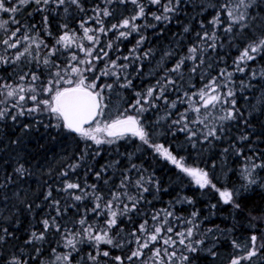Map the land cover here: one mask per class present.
Masks as SVG:
<instances>
[{"label":"trees","instance_id":"trees-1","mask_svg":"<svg viewBox=\"0 0 264 264\" xmlns=\"http://www.w3.org/2000/svg\"><path fill=\"white\" fill-rule=\"evenodd\" d=\"M228 2L180 0L176 11L168 13L167 20L160 21L152 14L163 15V6L168 0H160L159 4H151L149 0H137V4L131 0H80L83 11L71 4L56 7L29 3L15 14L0 13V20L14 17L20 22L19 25L10 22L7 31L0 30V41L8 39L17 27L21 29L18 37L27 34L35 39V43L21 39L16 48H7L0 43V57L8 61L0 63V84L12 87L22 84L25 89L32 83L37 89L41 83L46 86L52 79L51 74L57 71V68L43 63L48 58L50 65H58L65 80H72L71 86H74L81 77L72 73L71 68L80 67L85 83H95L97 91L104 89V110L98 119L112 121L124 115H137L152 134L150 143L163 145L178 160L183 157L186 167L208 172L221 191H238L235 202L241 205L236 209L233 204H225L215 189L200 188L191 176L144 145L138 137L128 134L114 139L100 134L101 139H114V142L96 145L63 127H56V119L47 112H25L16 121L10 117L0 121V185H3L0 187V215L3 217L0 228H7L12 233L6 242L0 244V255L22 254L28 264H62L56 260V255L71 249L64 247L61 233L53 230L46 233L43 241L31 245L24 243L32 231L42 230L40 221L57 216L56 210L50 207L53 200L59 201L61 215L57 223L62 228L75 233L82 227L92 226L93 234H96L106 230L109 215L103 204L110 198V193L126 191L129 196L142 195V198L134 211L123 216L119 215L123 204L131 206V201L122 197L119 207L113 206L118 213L117 226L108 231V235L123 246L100 244V251H108L110 255L99 257V264H119L116 256L122 257L123 264H230L232 258L243 257L251 250L252 235L258 237L256 244L260 251L251 260H241V264H264V247H260L264 245V168H252L253 164H264V52L253 54V60L237 63L244 48L264 33V0H255L248 9L252 18L248 20V28L233 26L231 32L225 31L230 21L221 7ZM13 4L16 0L8 6ZM138 5L145 9V15L133 22L139 30L121 37V31L128 33L130 29H111V26L131 19L138 13ZM97 8L101 10L99 20L106 32L99 31L101 24L96 22ZM104 9L110 12L109 16L102 15ZM216 17L220 23L213 25L210 21ZM82 23L90 29L93 41L84 36ZM65 32L73 41L69 47L56 43ZM205 33L208 37L214 34V41L205 38ZM142 37L143 42L138 45ZM15 39L12 38L11 42ZM213 43L215 47H210ZM81 45L84 49L91 48V55L81 51ZM25 47L30 49V54L25 53L16 59ZM54 47L57 51L50 56L49 50ZM192 47L197 48L195 53L189 52ZM103 52H107V56H103ZM73 54L80 60H90L91 65H78L71 60ZM181 60L184 63L179 72L169 71ZM88 68L92 70L85 71ZM193 68L196 71H192ZM238 68L244 71H238ZM105 71L108 75L103 74ZM25 73H35L40 79L32 82L26 77L20 81L19 77ZM214 79L218 87L212 85ZM157 81L161 86L166 85L164 98L156 99L154 107L145 104L147 110L138 114L130 107L138 99L137 93H146ZM168 81L174 83L168 84ZM61 85L70 86L63 81ZM105 85L112 87L107 89ZM205 85L216 87L215 93L208 90L209 95L218 94L229 101L235 100L239 115L234 120L219 119L225 114L224 110L232 107L230 103L203 106L199 92ZM229 91L233 92L232 97L225 95ZM25 95L27 97V92ZM48 98L47 94L38 96L40 100ZM16 99L10 98L8 106ZM172 102L175 107L171 106ZM33 105L34 102L26 98L25 108ZM195 108L200 111H193ZM182 116L187 119L182 120ZM177 120L181 123L175 124ZM185 123L189 129L187 132L180 130ZM211 128L216 129V137L205 140L204 134ZM21 166L25 170L23 176L15 172ZM246 168L251 171V176L245 173ZM65 172L67 176H62L61 173ZM96 173H100L99 179ZM125 177L131 182L121 190L117 186ZM141 177L147 192L136 187L135 182ZM253 177L257 183L249 184ZM70 182L79 183L83 192L70 191L76 195L87 192L88 196L75 201L63 191ZM91 185H96L95 190ZM49 190L51 197L46 200ZM96 195L103 196V200L99 201L101 208L94 213L91 210L97 203ZM168 212L172 215H166ZM157 213L159 216L154 221L152 216ZM81 219L86 220L83 226L78 223ZM145 221L149 231L154 226L171 227L173 231L162 232L161 240L150 243L142 250L141 257L129 261L127 257L138 247L135 237L130 234ZM188 228L193 229V236L188 241L194 245L196 241H203L195 245L197 251L194 253L186 251L176 235L186 233ZM136 235L145 238V234L139 231ZM168 237L176 243L164 245L162 240ZM233 241L239 247H234ZM91 244L88 241L77 244L78 252H72V264L78 261L91 264L82 259L89 252L95 254ZM35 248L40 252L37 253ZM155 248H167L169 253L175 251L176 256L171 260L165 256L161 262L153 256ZM185 255L188 256L186 261L182 259Z\"/></svg>","mask_w":264,"mask_h":264},{"label":"snow or ice","instance_id":"snow-or-ice-1","mask_svg":"<svg viewBox=\"0 0 264 264\" xmlns=\"http://www.w3.org/2000/svg\"><path fill=\"white\" fill-rule=\"evenodd\" d=\"M133 4H137V0H131ZM151 4H159L160 0H149ZM255 2V0H229L228 3H225L224 5H221L222 9L226 11L227 17L229 18L230 23L228 24V27L225 29L226 32H231L233 29V26H237L240 29H245L249 27L248 20L252 19L249 16L248 9L252 6V4ZM12 3V0H0V13H17L19 11V8L29 4V3H35L37 5H48L53 4L56 7L63 6L65 4H71L76 5L77 8H79L81 11H83V7L81 6L80 0H16V4H13V6L9 7L8 5ZM180 0H168V4L163 6V15H155L154 13L153 18L157 21L160 20H167L168 13L175 12L176 6L179 5ZM139 11L136 15L131 17V19H124L121 24H113L111 26V29H118V28H126L130 29L128 33H125L124 31H121L119 35L121 37H124L128 34H131V31H138L139 29L137 26L133 23L138 17H143L145 15V9L143 5H138ZM38 11H43V9L38 8ZM67 11V8L65 9ZM97 19L96 22L98 24H101V27L99 28L100 32H106V29L102 26V22L99 20V16L101 14V10L97 8ZM103 16H109L110 12L107 9H104L102 11ZM45 22L47 21V17L44 18ZM91 19V18H90ZM17 24L19 25V21L15 20L14 17H10V20H0V30L7 31L8 24L9 23ZM213 25H217L220 23V20L218 17L213 18L212 21H210ZM35 27V26H33ZM67 27L66 25L64 26ZM81 27L84 31V36L89 41L94 40L93 35H89L90 29L84 27V24H81ZM109 29V30H111ZM20 27H17L15 31L11 32V36L8 39H5L3 41H0V43H3L7 48H16L18 44L21 43V39L24 41H31L32 43H35V39L27 34H24L22 37H18L17 33L20 32ZM188 29L185 28V31ZM205 38L212 39L214 41V34L212 37H208V34L205 33ZM12 38H16L15 42H11ZM143 42V37L140 41L137 42L139 45ZM42 44L43 41H40ZM57 44H63L64 47H69L73 41L70 38L69 34L67 32L64 33V35L60 36L59 39L56 41ZM210 47H215V44L209 45ZM108 47H111V44L108 45ZM81 51H85L88 55H91L92 49H84L83 46H80ZM57 49L54 47L49 50V55H55ZM135 51V49H133ZM197 51L196 47H192L189 49L190 53H195ZM264 52V33H262L259 37H257L255 40L249 43V45L244 48V50L241 52L237 63L245 62L249 60H253L255 56L253 54ZM25 53L30 54V49L28 47H25L23 52H20L16 59H19L20 56H24ZM145 56L148 55V53L144 54ZM103 56H107V52H103ZM97 59L103 58V57H96ZM124 59H127L125 57ZM72 61H76L78 65L80 64H89L91 65L90 60H80L78 57L73 54L71 56ZM8 61L2 57H0V63H7ZM43 63L45 65H49L50 67L57 68V71L52 75V79H50L45 86L43 83L39 86V89H37V86L35 83H32L29 85L27 89L24 88V86L18 85L16 87H12L9 84H0V97H3L0 99V121H3L5 118L10 117L13 121H16L19 116H23L25 112L32 114L36 112H47L56 119L57 124L56 127H63L64 129H67L69 132H74L78 134L80 137L84 138L85 140H91L96 145H100L102 143H113L114 139H119L121 137H124L128 134H131L134 137H138L140 141L144 145H148L149 147L153 148V150L162 155L165 159L171 161L172 164H174L177 168H179L182 172L186 173L188 176H191L197 185H199L200 188H212L215 189L216 192H218L220 198L223 200L225 204H233V206L236 209H240L241 205L239 203L235 202V196L239 195L238 191L235 190H228L225 189L221 191L219 188L216 187V185L212 182V180L209 178V174L206 171H203L199 168H190L186 167L183 164V157H181L179 160L174 156L168 149L164 148L163 145L160 144H152L150 143V140L152 138V134L147 130L145 125L142 123L140 119H138L137 115H124L122 117H117L116 119H113L110 123H106L101 125L100 120L98 119L102 114L104 110L103 105V88L99 91L96 90L97 86L95 83H85V79L82 76L81 68L78 66H72L71 72L80 75V79H78L75 82L74 86H71L73 84L72 80H65L64 76L62 75V70L59 69L58 65L49 63V59L45 58ZM115 63V62H113ZM184 63L183 60H181L179 63L175 65L173 69H170L171 72H179L181 69L182 64ZM91 68L85 69V71H91ZM192 71H196L195 68L192 69ZM238 71H244L243 68H238ZM104 75H108V72H103ZM231 74H229V77ZM26 77L30 78L32 82H36L40 79L38 75L35 73H25L24 75L19 77L20 81H24ZM99 79V77H97ZM67 83L68 87H63L61 85V82ZM130 81L128 84L130 85ZM168 84L174 83L173 81H168ZM212 85H218L216 84L215 79L212 81ZM122 86H128V85H122ZM112 85H105L104 88L111 89ZM216 87H212L211 85H205L204 89H201L199 92L200 99L203 101V106L205 108L212 106L215 107L218 103H230L232 105L231 108L224 110V115L220 116L219 119L221 121H228V120H234L237 115H239L238 110L235 109V100H227L221 95L218 94H208V90L210 89L213 93L216 92ZM166 89L165 86H161L160 81H157V84L153 87H150L147 89L146 93L141 94L137 93L138 99L136 100L134 105H131L138 114L146 111L147 109L144 107L145 104H148L149 107H154V101L156 99H163L164 98V91ZM27 92V97L25 93ZM155 93H159V95H154ZM40 94H47L48 99L40 100L38 99V96ZM187 95V94H185ZM227 97H232L234 94L233 92L229 91L225 94ZM10 98H17L16 102L12 103L10 107L8 106V102ZM27 100H31L34 102L33 107L25 108L24 102ZM264 99V98H262ZM172 107H175V102H172ZM13 111H15V114H13ZM193 111L199 112V108L193 109ZM182 120H186L187 118L185 116L181 117ZM175 124H180L181 120H177L174 122ZM195 123V121H193ZM200 123H203L201 120ZM95 124V127H92V125ZM85 125H88V127H85ZM181 131H189L187 124L185 123L184 127L180 129ZM100 134H104L108 138H114V139H101ZM193 136L196 135L195 132L192 133ZM209 137H216V129L211 128L207 131L206 134H204V139L207 140ZM191 138V137H190ZM242 139H247V137H242ZM98 154V153H97ZM76 167V166H71ZM133 168L135 165L132 166ZM257 167L264 168V164L256 165L253 164L252 168L255 169ZM23 167H19L15 169V172L19 175L23 176L24 174ZM245 173L248 176H251V171L249 169H245ZM62 176H67V173H61ZM97 178L99 179L100 173H96ZM11 179V178H9ZM143 177H141L140 180H137L136 187L142 190V192H147L148 188L143 186L142 183ZM151 178H149V181ZM130 179L128 177H125L121 180L120 185L117 187L121 190L126 189L127 186L130 183ZM257 180L253 177L249 180V184H256ZM0 187H3V185H0ZM91 188L95 190L96 185H91ZM70 190H81L83 192V189H81V185L79 183H67L64 186L63 191L68 192L69 195L75 200L80 201L84 199L86 196H88L87 192H84L83 195H76L74 192ZM18 195V194H16ZM51 197V190H49L48 194L45 196V199H49ZM124 197L127 200L131 201V206L129 204L125 203L123 204V207L121 208L119 215L123 216L129 212L134 211L137 208V204L139 203V199L141 197H132L127 194L126 191H119L110 193V198L103 204V207L107 209V214L109 215V218L106 220V230H103L102 232H97L96 234H93V228L92 226L88 227H82L80 231L78 232H71L66 227L62 228L60 224L57 223V219L61 215V209L58 207L59 201L53 200L50 207L54 208L57 212L56 217H50L45 218L42 221H40V224L42 226L41 231H32L30 233V237L28 240H26L24 243L26 245H31L34 242L37 241H43L45 239L46 233H49L51 231H56L58 233L62 234V240L64 242V247L70 248L71 250L64 254H57L56 260L62 262V264H72V252H78L77 244H82L85 241L92 242L91 246L94 248L95 254L93 252H89L86 257H82L83 260L86 262H91V264H99V257H108L110 253L108 251H100L99 245L100 244H107L112 245L113 247H122L123 245L120 243L114 242V239L108 235V231H110L113 227L117 226V211L113 210V206L119 207L121 198ZM6 200L7 197H4ZM95 203L94 207L92 208V212H96L98 209L101 208V204L99 201L103 200V196L96 195L94 197ZM214 207V205H213ZM28 209L31 210V205H28ZM66 211V209H65ZM166 215L170 216L172 213L168 212ZM196 213H193V216H195ZM159 216V213L152 216V219L154 221L157 220V217ZM0 219H3L2 215H0ZM78 223L83 226L86 224L85 219H81L78 221ZM139 231L140 233L145 234V238L142 239L141 236H137L136 232ZM168 232L171 233L173 229L171 227L164 228L163 226H154L151 231L147 228V221L140 224L138 226V229L134 230L130 235L135 237V242L138 245L136 250L131 252V255L127 257L129 261H131L133 258H139L143 255V249L148 248L149 244L152 242H156L158 240H161V233L162 232ZM210 231V230H209ZM179 239V243L181 245L185 246L186 251L188 252H196L197 247L195 245L202 244L203 241H196L195 245L188 241V238L193 236V229L188 228L186 233H176ZM12 233L8 231L7 228H0V244H3L6 242V239L8 237H11ZM251 250L247 251V254L243 257L238 258H232L230 261V264H241V260H251L252 257L256 256L257 253L260 251V248L257 247V240L258 237L256 235H252L251 238ZM186 241H188L186 243ZM164 245H170L175 244L176 241L172 240L171 237L165 238L162 240ZM234 247H239V245L236 244L235 241H233ZM260 247H264V245H261ZM37 253L40 252L39 248L34 249ZM55 253V249L52 250ZM22 253V250H21ZM163 253V255H162ZM215 255V253H213ZM153 256L158 258L161 262H163L165 256L168 258V260H171L173 257L176 256L175 251L169 253L167 248H155L153 251ZM183 260H187L188 256H183ZM115 260L119 262V264H123V259L120 256H116ZM0 261L3 262V264H28L27 259L22 258V254L20 256L16 254H12L11 256H4L0 255ZM77 264H80L78 261Z\"/></svg>","mask_w":264,"mask_h":264},{"label":"rangeland","instance_id":"rangeland-1","mask_svg":"<svg viewBox=\"0 0 264 264\" xmlns=\"http://www.w3.org/2000/svg\"><path fill=\"white\" fill-rule=\"evenodd\" d=\"M99 120L101 122V125L111 122V119H104V118H102V119H99Z\"/></svg>","mask_w":264,"mask_h":264},{"label":"water","instance_id":"water-1","mask_svg":"<svg viewBox=\"0 0 264 264\" xmlns=\"http://www.w3.org/2000/svg\"><path fill=\"white\" fill-rule=\"evenodd\" d=\"M85 127H88V125H85ZM71 133H73V134H75V135H78V134H76V133H74V132H71Z\"/></svg>","mask_w":264,"mask_h":264}]
</instances>
